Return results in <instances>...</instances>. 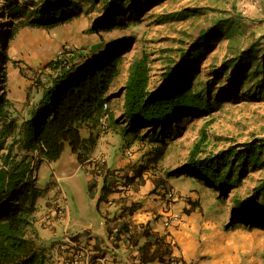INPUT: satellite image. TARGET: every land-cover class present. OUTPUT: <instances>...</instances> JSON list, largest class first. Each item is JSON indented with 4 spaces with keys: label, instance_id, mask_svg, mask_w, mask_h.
I'll list each match as a JSON object with an SVG mask.
<instances>
[{
    "label": "rangeland",
    "instance_id": "rangeland-1",
    "mask_svg": "<svg viewBox=\"0 0 264 264\" xmlns=\"http://www.w3.org/2000/svg\"><path fill=\"white\" fill-rule=\"evenodd\" d=\"M104 4L105 0H85L83 13L51 29L24 27L6 48L8 60L4 59L3 34L0 33V72L4 70L6 73L4 91L9 102V114L16 123L27 116V111L39 96L40 81L45 82L52 73L45 66L55 59L64 45L69 47L64 58L71 63L102 51L110 41L127 37L118 51L120 72L107 92L112 119L104 134L112 136L113 146L118 152H126L120 154L121 159L133 153L136 156L134 163L128 166L130 175H135L128 189L149 182L154 186L148 194L158 195L161 200H165V193L171 190L174 200L166 202V205L176 206L179 215L194 218L198 223L194 234L200 247L206 246V233L215 232L229 239L228 251L239 257L234 264H264V224L255 222L247 225L234 218L238 210L237 201L240 206L249 202L258 206L262 201L253 188L264 180V154L260 155V164L255 166L246 163L232 169L225 168L224 171H230L232 177L237 178V184L223 193L195 178L169 175L187 158L200 130L205 131L207 144L197 156L216 153L227 147L239 151L250 139L264 140V88L255 80L261 78L260 70L247 74V71L256 69L254 64L241 74L235 67L228 68L223 64L224 60L250 43L261 42L264 45V0H154L137 12V20H118L108 30L98 28L95 32H88L87 29L102 15ZM171 13L174 18H168ZM220 18L242 26L228 27L234 31L236 48L223 34L204 43L202 53L191 63L184 79L185 89L198 91L210 100L223 92L228 93L227 98L208 113L183 116L169 130L162 128L156 135L154 129L145 133L147 128H140L135 137L118 133L117 130L124 125L122 86L131 61L145 55L148 87L154 89L162 82V73L172 71L171 68L177 65L180 51L188 47L199 31ZM9 20L10 16L0 9V30L10 27ZM262 45L258 47L263 49ZM2 83L0 78V92ZM175 125H179L176 131ZM81 134L85 136V131ZM75 156L65 149L56 161H41L37 165L34 174L36 185L41 189L37 204L48 208L56 203L63 207L65 204L73 220L81 224L91 223L92 232L96 233L102 229V219L87 194V181L95 170L87 162L80 164ZM137 173H140L142 184ZM188 201H196L197 206L191 209ZM58 237L59 226L53 236L42 242L49 247ZM203 253L201 256L205 257Z\"/></svg>",
    "mask_w": 264,
    "mask_h": 264
},
{
    "label": "trees",
    "instance_id": "trees-1",
    "mask_svg": "<svg viewBox=\"0 0 264 264\" xmlns=\"http://www.w3.org/2000/svg\"><path fill=\"white\" fill-rule=\"evenodd\" d=\"M83 1L85 0H0V9L10 16L11 23L9 28L0 30L3 34L1 45L5 52L4 59H9L6 48L21 29H51L69 21L83 13ZM105 1L102 15L87 29L88 32H95L98 28L108 30L118 20H137V12L147 2L154 0ZM168 18H174L173 13ZM228 27L242 26L227 18H220L199 31L188 47L180 51L177 65L170 67L172 71L162 73V82L154 89L148 87L145 55L134 58L122 86L124 125L117 130L118 133L135 137L140 128H147L144 129L145 133L154 129L156 135L162 128L169 130L183 116L208 113L227 98L228 93L223 92L218 98L210 100L207 95L204 97L198 91L185 89L184 78L191 63L202 53L204 43L223 34L233 44V48H236L234 31ZM127 39L121 37L110 41L102 51L66 66L57 59L49 61L45 67L51 69L52 73L45 82L40 81L39 96L27 111V116L19 123L9 114V102L4 91L6 73L4 70L0 72L3 81L0 92V264H41L43 261L44 248L37 242L34 226L36 201L41 194V189L36 185L35 168L41 161H56L65 149L75 154L79 163H83L88 157L97 138L94 130L99 132L97 118L101 112V104L109 100L107 92L120 72L121 57L118 51ZM259 45L262 43H250L224 60L223 64L228 68L235 67L236 72L241 74L255 64L256 69L246 73L254 74L260 70L261 78L255 80L264 88V45L263 49ZM63 48L69 49L65 45ZM111 119L108 109V129ZM175 126L176 131L179 125ZM81 131L87 132V135L83 136ZM205 144V131L200 130L187 158L169 175L195 178L223 193L237 184V178L232 177L230 171H224L225 168L232 169L235 165L246 163L255 166L260 164V155L264 154V140L261 138L248 140L245 148L239 151L227 147L216 153L197 156L203 151ZM95 167V171L91 172L93 177L87 181V192L89 197L93 195L96 187L94 177L100 175L97 202L106 200L109 193L120 191L117 187L120 179L124 186L122 190H126L135 178V175L122 174L120 169L104 167L103 163L94 164ZM136 175L142 184L140 173ZM253 191L261 196V203L255 206L249 202L240 206L241 203L237 201L238 210L234 218L247 225L255 222L264 224V180ZM188 202L191 209L197 206L196 201ZM137 206L138 203H127L122 199L116 208L117 212L112 213L111 217L105 216L107 237L111 238L112 246L118 247L120 240L127 241V247H136L137 253L134 256L139 264H176L177 259L170 254L166 234L153 231L148 222L135 224L130 220L129 216ZM77 237L74 235L71 238ZM141 240L143 241L140 242ZM92 248L98 251L100 245L94 242Z\"/></svg>",
    "mask_w": 264,
    "mask_h": 264
},
{
    "label": "crops",
    "instance_id": "crops-1",
    "mask_svg": "<svg viewBox=\"0 0 264 264\" xmlns=\"http://www.w3.org/2000/svg\"><path fill=\"white\" fill-rule=\"evenodd\" d=\"M95 132L97 135L95 145L84 162L96 169V167L94 168V160L97 161L98 158H102L104 167L120 169L122 173L126 172V175L129 176L131 170L128 171V166L132 162L134 163L135 154L121 159L120 154L123 155L126 152L116 150V147L113 146L112 136L94 130V134ZM86 135L87 132H85ZM95 177L96 187L93 190V195L88 197L94 201V208L102 219V229L96 233L92 232L91 223L81 224L73 220L65 204L60 218L42 223V215L48 207L39 206L38 200L36 201L37 211L34 226L37 232V242L44 248V258L41 264H54L57 255L56 245L64 238L74 235H77V239L82 243L88 242L93 245L94 242H97L100 249L110 257V260L96 264H139L138 259L134 256L137 253L136 247L129 248L120 242L118 247H113L111 238L107 237L105 216L111 217L112 213H116V208L122 199L127 203H138V206L129 216L133 223L148 222L153 231L158 234H166V240L170 244V254L177 259L176 264H234L239 259L238 255L228 251L227 242L229 239L218 236L215 232L206 233V246L200 247L194 234L197 231L198 223L195 222L194 218L179 215L176 206L168 207L165 200L158 199V195L148 194L153 188V184L144 182L134 189L127 188L112 192L106 196V200L97 202L101 176ZM157 190L158 188H155V191ZM164 214L170 216L167 225H164ZM39 216H41L40 219ZM57 226H59V237L48 247L42 240L53 236ZM202 253L205 257L201 256Z\"/></svg>",
    "mask_w": 264,
    "mask_h": 264
},
{
    "label": "built area",
    "instance_id": "built-area-1",
    "mask_svg": "<svg viewBox=\"0 0 264 264\" xmlns=\"http://www.w3.org/2000/svg\"><path fill=\"white\" fill-rule=\"evenodd\" d=\"M66 49H60L55 57V59L60 61V64L67 65L64 56ZM107 118H108V104L104 101L101 104V112L97 118L98 129L101 133H104L108 130L107 128ZM99 160V161H98ZM99 164L103 163V159H97L96 161ZM94 164L95 160H94ZM117 187L122 190L124 188L123 182L121 179L117 181ZM170 200H174V196L171 190H168L165 193V203ZM63 212V206H60L58 203L50 206L45 210L43 217L45 221H54L57 218H60ZM169 216L164 214V225L169 223ZM120 243L128 245L127 241L120 240ZM92 244L88 242H80L78 239H72L71 237L64 238L61 242L56 245L57 255L55 257L54 264H96L110 260V257L100 250H94Z\"/></svg>",
    "mask_w": 264,
    "mask_h": 264
}]
</instances>
